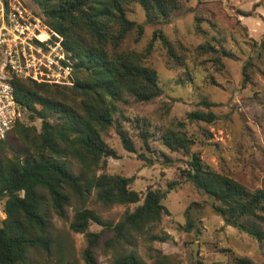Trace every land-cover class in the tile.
<instances>
[{
  "label": "trees",
  "instance_id": "trees-1",
  "mask_svg": "<svg viewBox=\"0 0 264 264\" xmlns=\"http://www.w3.org/2000/svg\"><path fill=\"white\" fill-rule=\"evenodd\" d=\"M186 1L31 0L38 11L31 10L63 38L64 50L75 63V83L58 86L20 78L13 81L15 98L24 118L30 122L39 120L42 131L34 136V128L19 121L13 134L0 141V201L5 214V219L0 220V264H33L30 254L38 249L52 256L53 264H80L71 244L52 235L47 215L50 210L65 218L72 201L78 205L70 230L86 237L81 254L83 264H98L97 251L106 237L105 247L114 250L128 237L135 236L142 237L150 262L130 252L117 255L112 264H181L154 247L156 243L171 240L168 233L157 230L163 216L169 214L163 205L168 191L150 188L143 197L132 188V178L103 171L108 158H117L115 150L105 141L110 129H115L126 151L136 153L132 137L118 118L119 105L130 99L150 103L164 95L157 71L146 65L152 48L143 52L123 49L133 32L140 37L144 34V26L128 18V9L131 4H138L148 22L156 24L169 20ZM159 38L170 57L182 60L165 36ZM203 49L206 53L215 52L212 46L199 50ZM222 56L231 55L223 52ZM244 75L248 82L246 67ZM178 83H194L188 68ZM201 104L208 111L215 106L206 99ZM187 118L191 123L212 124L216 120L211 111L193 112ZM146 126L140 136L150 149V129ZM177 127L184 124L173 121L161 139L169 151H183L188 157L183 177L210 198L212 212L222 217L226 226L264 243V188L249 189L231 176L210 168L200 154L191 152L192 140ZM140 158L154 163L145 155ZM71 161L80 167L78 174L73 172ZM174 188L171 183L169 189ZM93 194L105 207L139 206L113 224L87 208ZM186 215L187 224L180 231L188 234L196 224L191 208ZM92 225L101 230L91 232ZM239 264L250 263L243 260Z\"/></svg>",
  "mask_w": 264,
  "mask_h": 264
},
{
  "label": "rangeland",
  "instance_id": "rangeland-1",
  "mask_svg": "<svg viewBox=\"0 0 264 264\" xmlns=\"http://www.w3.org/2000/svg\"><path fill=\"white\" fill-rule=\"evenodd\" d=\"M20 1L38 11L31 0ZM127 15L137 25L144 26V34L140 37L133 32L123 49L143 52L152 48L146 65L157 71L164 95L150 103L130 99L119 105L118 118L132 137L136 153L126 151L115 129H110L105 141L115 150L117 158H108L103 172L132 178V188L143 197L150 188L168 191L163 205L169 214L163 216L157 230L168 233L171 240L156 243L154 247L181 264H239L243 260L264 264V243L226 226L222 217L212 212L210 198L183 177L188 157L183 151H169L161 139L173 121L181 122L184 127L176 129L187 134L193 142L191 152L200 154L210 168L231 176L249 189L264 188V0H204L202 3L187 0L169 20L156 24L148 22L138 4H131ZM161 35L182 60L170 57L159 38ZM207 46L214 47L215 52L199 50ZM223 52L231 56H222ZM244 67L250 77L248 82ZM185 68L194 77L192 85L178 83ZM204 99L215 104L210 111L216 120L212 124L191 123L187 118L190 113L210 112L201 104ZM22 123L34 128V136L42 131L39 120L30 122L24 118ZM144 124L150 129V149L140 136ZM141 155L154 163L143 160ZM71 162L73 172L78 174L80 167ZM171 183L175 185L173 190L169 189ZM77 205L76 201L70 203L65 218L50 210L47 215L52 235L57 240L68 241L75 259L83 264L81 254L86 237L70 230ZM138 206L105 207L93 194L87 208L103 220L117 224L127 211L133 212ZM3 207L0 201V220L5 219ZM189 208L196 227L187 234L180 227L187 224ZM100 230L97 225L90 228L91 232ZM106 240L107 237L98 248V264H112L117 255L130 252L150 262L142 237H128L114 250L105 247ZM192 245L197 250L196 260ZM30 260L33 264H53V257L42 249L32 252Z\"/></svg>",
  "mask_w": 264,
  "mask_h": 264
},
{
  "label": "built area",
  "instance_id": "built-area-1",
  "mask_svg": "<svg viewBox=\"0 0 264 264\" xmlns=\"http://www.w3.org/2000/svg\"><path fill=\"white\" fill-rule=\"evenodd\" d=\"M74 73L75 63L58 33L20 0H0V141L24 118L15 98V78L73 86Z\"/></svg>",
  "mask_w": 264,
  "mask_h": 264
},
{
  "label": "water",
  "instance_id": "water-1",
  "mask_svg": "<svg viewBox=\"0 0 264 264\" xmlns=\"http://www.w3.org/2000/svg\"><path fill=\"white\" fill-rule=\"evenodd\" d=\"M191 249H192V251H193V257H194V260H196V259H197V250H196L195 247H193V245L191 246Z\"/></svg>",
  "mask_w": 264,
  "mask_h": 264
}]
</instances>
